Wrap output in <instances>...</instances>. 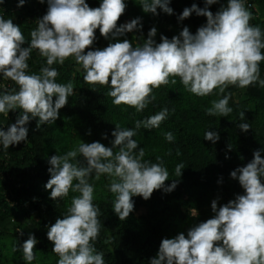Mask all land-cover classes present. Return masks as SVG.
<instances>
[{"label":"clouds","instance_id":"1","mask_svg":"<svg viewBox=\"0 0 264 264\" xmlns=\"http://www.w3.org/2000/svg\"><path fill=\"white\" fill-rule=\"evenodd\" d=\"M25 2L17 0V6ZM39 2L45 3V0ZM46 2L47 11L38 19L37 29L31 32L28 47H22L25 37L20 26L11 18L0 16V74L19 88L0 95V113L7 115L10 110H22L6 131L0 128V144L5 149L27 140L26 124L30 119L39 118L37 128L54 123L59 109L68 104V98L74 93L73 85L57 83L59 72L51 66L63 65L69 57H75L76 64L81 66L77 70H83L85 83L108 86L107 94L114 105L124 104L138 112L155 99L153 89L169 84L174 77H179L184 88L199 97L209 96L216 90L222 94L229 85L247 88L258 82L264 87V79H260L264 30L250 23L253 14L246 8L245 0H227L226 6L221 5L215 14L208 6L219 0H204L203 8L193 3L185 7L177 19L189 18L193 12L206 17V23L199 26L195 34L184 26L171 39L161 34L157 43L154 39L157 28L153 26L144 43L137 47L127 38L116 39L142 29L140 17L117 26L127 7L125 0H101L98 7H90L86 0ZM170 2L139 0L142 10L153 15H159L158 7L168 15L174 14ZM96 29L104 39L111 38L115 42L93 49ZM33 49L46 58L47 66L41 68L39 75L26 73ZM171 83L175 84L176 80L171 79ZM230 98L229 93L212 101L206 114L227 117L233 111L228 106ZM168 114L169 109L163 108L136 121L135 127L158 128ZM240 117L244 119L243 112ZM238 128L246 132L251 126L241 123ZM87 134H91L90 130ZM112 135L111 147L99 141L82 142L78 148L48 159L50 178L44 187L51 190L50 198L63 199L70 190L80 193L72 198L67 214L48 226L46 235L52 243V251L59 257L57 264H105L104 253L98 252L93 243L100 232V209L93 203L94 186L88 182L93 174L97 179L103 174L114 178L108 188L115 194L113 211L120 221L126 220L134 210L133 196L147 200L154 190L171 192L176 187V180L165 186L169 173L160 157L156 158L158 163L144 159V149L133 139L134 129L116 125ZM164 136L168 142L175 139L171 132ZM203 138L215 143L219 133L207 130ZM114 148L119 151L114 153ZM262 150H254L250 162L229 174L230 178L238 180L243 194H237L219 207V197L213 199L210 206L214 216L188 228L187 235L180 232L173 238H162L149 264H264ZM78 156H82L85 163H81ZM184 167L182 163L176 166L178 177ZM190 215L197 217L199 213L194 208ZM36 244L37 238L30 233L21 245L27 264L35 259Z\"/></svg>","mask_w":264,"mask_h":264},{"label":"trees","instance_id":"2","mask_svg":"<svg viewBox=\"0 0 264 264\" xmlns=\"http://www.w3.org/2000/svg\"><path fill=\"white\" fill-rule=\"evenodd\" d=\"M100 2L86 0L90 7H98ZM135 2L125 0L127 7L117 26L140 17L142 29L116 38L129 39L133 47L144 43L153 26L157 28L154 39L159 43L161 34L171 39L184 26L195 34L197 28L206 23V17L197 16L194 12L182 21L177 19L182 10L193 3L205 7L204 0H171L172 15L162 12L159 7V15L145 13L139 0ZM226 3L227 0H219L208 7L215 14ZM245 6L253 14L250 23L264 30V0H245ZM47 7L46 0L45 3L26 0L21 7L17 6V0H2L0 16L11 18L20 26L25 37L22 47H28L30 34L37 29L38 19L46 13ZM95 34L93 49H102L115 42L111 38L104 39L99 29ZM27 63L26 73L29 75H39L41 68L47 66L46 58L36 49L31 51ZM51 67L59 72L57 83L71 82L73 85L74 93L68 98V104L59 109L54 123L37 128L39 118L30 119L26 124V141L9 145L8 149L0 144V264H27L21 245L30 233L37 238L33 250L35 259L31 264H57L59 257L52 251V243L46 235L48 226L67 214L72 198L80 193L70 190L63 199L53 201L50 198L51 190L44 187L50 178L48 159L54 154L62 156L78 148L82 142L99 141L111 147L116 125L135 130L133 139L139 148L144 149L145 160L158 163L156 158H161L169 173L165 186L173 180L177 183L171 192L154 190L147 200L133 196L134 210L126 220L120 221L113 211L115 194L108 188L114 178L106 174L99 179L94 174L89 178L88 182L94 186L93 203L100 209V232L93 243L98 252L104 253L105 264H149L162 238H173L180 232L187 235L188 228L214 216L210 206L213 199L219 197V207L237 194H243L238 180L230 178L229 174L250 162L254 150L264 149V87L258 82L247 88L229 85L222 94L216 90L209 96L199 97L187 91L179 77H174L170 78L169 84L153 89L155 99L138 112L124 104L114 105L112 97L107 94L110 91L108 86L85 83L84 72L77 70L81 66L76 64L75 57H69L63 65L55 63ZM171 79L176 83L172 84ZM260 79H264V61L260 62ZM12 82L9 93L19 90L18 85ZM229 93L228 106L233 111L227 117L206 114L212 101ZM163 108H168L169 114L158 128L135 127L136 121L144 120ZM21 111L10 110L7 115L0 113V128L6 131ZM241 112L244 113L243 120ZM241 123H248L251 128L241 131L238 128ZM89 130L91 134H87ZM207 130L218 132L219 140L215 143L205 140L203 137ZM166 132L174 135L173 142L165 139ZM139 148L135 150L137 153ZM117 151L118 148L113 149L114 153ZM261 156L264 157V150ZM77 159L85 163L82 156ZM181 163L185 167L178 177L176 166ZM194 208L199 213L197 217L190 215Z\"/></svg>","mask_w":264,"mask_h":264},{"label":"built area","instance_id":"3","mask_svg":"<svg viewBox=\"0 0 264 264\" xmlns=\"http://www.w3.org/2000/svg\"><path fill=\"white\" fill-rule=\"evenodd\" d=\"M12 86L13 82L10 79H6L3 75L0 74V93L4 91H9ZM0 176H2V172H0Z\"/></svg>","mask_w":264,"mask_h":264}]
</instances>
